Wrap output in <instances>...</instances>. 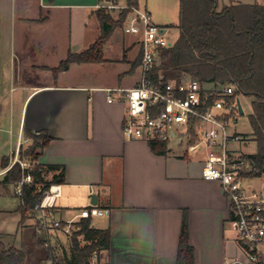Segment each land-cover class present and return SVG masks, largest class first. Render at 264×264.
<instances>
[{
    "label": "crops",
    "instance_id": "obj_1",
    "mask_svg": "<svg viewBox=\"0 0 264 264\" xmlns=\"http://www.w3.org/2000/svg\"><path fill=\"white\" fill-rule=\"evenodd\" d=\"M107 1L40 0L37 14L14 13L11 0L3 1L8 10L0 22L9 54L0 71V172L7 168L3 160L10 164L18 149L32 143L31 135L45 131L52 139L39 162L65 168L52 219L73 218L93 196L109 211L101 220L91 218L92 227L111 229L109 250L95 254L92 264H176L185 211L195 264L233 263L241 249L227 235L233 230L221 185L202 178L205 153H187L185 145L173 141L160 155L123 133L126 93L141 79L139 64L131 69L141 58L139 36L119 27L104 46L105 61L73 63L57 75L52 70L70 52H82L97 40V5ZM173 4L171 10L140 2L139 7L164 24L166 33L165 26L178 25L174 14L180 18V0ZM6 81L12 84L9 93ZM232 151L244 155L234 146ZM58 172L45 171L43 177L50 180ZM34 233L52 251L53 259L43 264H71L70 235L44 231L39 212L20 233L18 225L13 233L0 230V239L18 246L23 237L32 242ZM26 264L37 263L33 258Z\"/></svg>",
    "mask_w": 264,
    "mask_h": 264
},
{
    "label": "trees",
    "instance_id": "obj_2",
    "mask_svg": "<svg viewBox=\"0 0 264 264\" xmlns=\"http://www.w3.org/2000/svg\"><path fill=\"white\" fill-rule=\"evenodd\" d=\"M125 1L139 6V0ZM101 33L86 50L70 52L66 59L52 68L55 75L66 71L73 63L103 62L104 46L114 31L123 27L128 10L121 11L114 18L105 8L96 11ZM180 34L177 41L161 51L160 63L156 68L166 82L177 83L186 78L201 83L233 84L236 94L251 98L252 111L249 121L252 128L251 140L257 145L255 153L243 155L250 160V177H258L264 171V3L232 2L219 7V0H180ZM140 61V60H139ZM135 62L131 69L139 64ZM32 143L20 152L21 159L31 162L29 169L23 170L19 163L6 172L3 185L20 181L27 173L32 176L30 183L22 186L18 208L20 233L25 222L35 215V206L42 200L52 185L65 181V168L60 165H44L39 162L44 148L51 137L41 131L31 135ZM156 154L166 155L167 144L150 143ZM9 165L3 160L2 167ZM45 171H59L50 180L43 177ZM33 241L23 237L20 245H8L0 239V264H26L35 258L37 264L53 259L52 251L45 247V241L34 235ZM84 241V242H83ZM71 264H92V258L99 251L109 250L111 229H97L91 226V218H84L75 225L70 235ZM43 248L44 256L40 249ZM194 248L190 243L188 212L183 216L177 263L195 264Z\"/></svg>",
    "mask_w": 264,
    "mask_h": 264
},
{
    "label": "built area",
    "instance_id": "obj_3",
    "mask_svg": "<svg viewBox=\"0 0 264 264\" xmlns=\"http://www.w3.org/2000/svg\"><path fill=\"white\" fill-rule=\"evenodd\" d=\"M97 7L110 13L127 9L123 31L140 39L141 79L126 93L127 107L123 117L125 137L149 144L163 142L168 146L176 141L185 145L190 154L203 151L206 159L201 170L202 178L221 185L229 204L228 221L241 249L240 258L230 264H264V186L257 188L251 184L250 180L254 177L247 175L252 170L250 160L234 153L231 146L242 140L233 129L240 115V95L236 94L235 86L201 83L192 78L180 83L175 80L166 82L163 74L156 70L162 49L171 46L165 37V28L155 23L148 10L125 1L109 0ZM20 152L21 149H18L0 175L6 174L16 163L23 170L30 168L31 162L21 159ZM31 181L32 176L27 173L14 183L15 193L20 195L22 186ZM60 195L61 186L52 185L35 206V211L40 214V227L46 232L62 229L71 235L78 218L109 213L97 205H90L80 209L73 218L52 219V210Z\"/></svg>",
    "mask_w": 264,
    "mask_h": 264
},
{
    "label": "rangeland",
    "instance_id": "obj_4",
    "mask_svg": "<svg viewBox=\"0 0 264 264\" xmlns=\"http://www.w3.org/2000/svg\"><path fill=\"white\" fill-rule=\"evenodd\" d=\"M4 0H1L0 4V16L1 19L3 17V14H7V6L3 4ZM234 1H242L246 3H264V0H219V7L222 8L226 4H230ZM140 5L144 6L148 4L149 6L154 5L160 7L159 10H171L173 9V0H139ZM12 5V11L14 13L18 14H37L39 8H40V0H11ZM10 7V8H11ZM112 16L118 15L119 12L113 11ZM156 17V14H154ZM174 21H179L178 14H174ZM161 27H164V24L160 25ZM167 29L165 37L167 38L170 45H173L180 34V29L178 25H168L165 26ZM121 28V27H120ZM5 29V28H4ZM9 54V47L6 40V35L3 30V25L0 22V71L3 72L2 65L4 63L5 58H7V55ZM2 76V73H1ZM7 82V81H6ZM7 91L10 92V88L12 87V84L10 82H7ZM241 105L243 107L244 113L240 114L237 118V126H235L237 132L241 135L242 140L239 143H232V146L238 148L239 152L244 155H250L256 152L257 145L254 140H251L250 133L252 132V128L249 121V114L252 111L251 107V98L246 97L244 95L239 96ZM240 144H242L240 146ZM26 147H22L21 151L25 149ZM203 153L204 152H200ZM251 184L254 185L257 188H260L264 186V175L251 178L250 180ZM62 198L58 199V204L61 202ZM21 204L20 196L17 195L14 191V185L12 183H9L7 185H1L0 187V230L6 233H13L15 232L18 221H19V214L16 213V210L19 208ZM101 218L104 217H98V220H101ZM230 229L227 230V235L231 239H235V237L232 235ZM42 236L44 234L41 233Z\"/></svg>",
    "mask_w": 264,
    "mask_h": 264
},
{
    "label": "water",
    "instance_id": "obj_5",
    "mask_svg": "<svg viewBox=\"0 0 264 264\" xmlns=\"http://www.w3.org/2000/svg\"><path fill=\"white\" fill-rule=\"evenodd\" d=\"M238 105H239L240 114H243L244 113V110H243V107L241 105L240 99L238 100ZM91 205H97V197L96 196H93L92 197V199H91Z\"/></svg>",
    "mask_w": 264,
    "mask_h": 264
}]
</instances>
